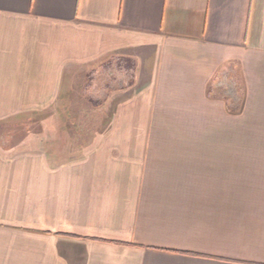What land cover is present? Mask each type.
Returning a JSON list of instances; mask_svg holds the SVG:
<instances>
[{"label": "crops", "instance_id": "obj_1", "mask_svg": "<svg viewBox=\"0 0 264 264\" xmlns=\"http://www.w3.org/2000/svg\"><path fill=\"white\" fill-rule=\"evenodd\" d=\"M112 61L116 119L202 117L230 71L237 118L264 119V0H0V264H264V159L118 125L80 156L6 141Z\"/></svg>", "mask_w": 264, "mask_h": 264}, {"label": "rangeland", "instance_id": "obj_2", "mask_svg": "<svg viewBox=\"0 0 264 264\" xmlns=\"http://www.w3.org/2000/svg\"><path fill=\"white\" fill-rule=\"evenodd\" d=\"M112 62L100 71H90L87 81L80 82L81 87L86 84L85 88L76 87L71 102L57 103L49 111L12 120L4 133L6 141L12 145L33 142V148L69 150V157L80 156L96 144L112 140V128L118 125L131 127L135 134L128 138L133 142L164 143L167 148L173 144H213L215 148L234 149L231 157L247 159L252 164L264 159V119L237 118L244 102L243 95L237 94L240 90L232 71L218 75L209 92L215 102L225 100L227 109L224 104L212 102L210 111L194 113L202 117L191 118L190 111L180 117L178 104L165 102L162 105L166 110L159 113L165 117L147 118L135 113L116 119L115 109L123 104L109 102V95L116 89H126L129 81L121 75L122 63Z\"/></svg>", "mask_w": 264, "mask_h": 264}, {"label": "trees", "instance_id": "obj_3", "mask_svg": "<svg viewBox=\"0 0 264 264\" xmlns=\"http://www.w3.org/2000/svg\"><path fill=\"white\" fill-rule=\"evenodd\" d=\"M167 252L175 253V254H181V255H187V256L201 257L199 255H193V254H189V253H185V252H176V251H167Z\"/></svg>", "mask_w": 264, "mask_h": 264}]
</instances>
